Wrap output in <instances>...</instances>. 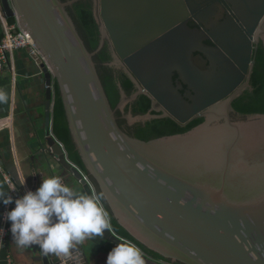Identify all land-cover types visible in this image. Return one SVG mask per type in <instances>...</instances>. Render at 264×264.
<instances>
[{
  "label": "water",
  "instance_id": "obj_1",
  "mask_svg": "<svg viewBox=\"0 0 264 264\" xmlns=\"http://www.w3.org/2000/svg\"><path fill=\"white\" fill-rule=\"evenodd\" d=\"M77 1L1 0L3 11L15 16L45 62V139L39 146L44 176L58 175L73 190L78 185L93 196L49 133L55 83L83 165L80 169L109 211L101 202L109 226L102 238L109 246L129 240L169 264H264V114L231 119V103L242 88L232 92L225 90L224 80H210L204 57L214 58L213 50L202 46L205 33L182 22L178 0H100V38L93 52H88L65 10ZM227 1L248 38L231 23L238 41L230 44L222 29L209 32L213 41L233 55L243 49L250 55L252 44L259 42L264 49V33L259 35L264 0ZM105 41L136 88L127 97L119 86L114 110L92 61ZM195 51L198 55L191 64ZM175 72L180 85L192 89L191 104L175 87ZM140 95L150 100V111L162 114H127L123 119L128 125L165 117L180 125L192 113L202 122L183 133L148 141L129 137L114 112L123 111ZM157 104L165 110L156 109ZM11 171L16 194L24 187L33 191L39 187L36 178L22 182L15 165ZM111 220L129 238L116 233ZM85 242L77 246L72 260L45 256L38 245L18 246V264H90ZM4 247L9 253L6 241ZM143 258L145 264H160Z\"/></svg>",
  "mask_w": 264,
  "mask_h": 264
},
{
  "label": "crops",
  "instance_id": "obj_2",
  "mask_svg": "<svg viewBox=\"0 0 264 264\" xmlns=\"http://www.w3.org/2000/svg\"><path fill=\"white\" fill-rule=\"evenodd\" d=\"M4 26H16V19L3 11L0 0V36ZM5 66L6 69L0 76V96L4 97L0 99V120L6 119L9 126L0 130V192L8 194L4 174L10 177L13 165L22 182L36 178L39 186L42 177L46 178L39 165V146L45 139V81L42 72L44 64H36L24 51H13L8 55ZM76 191L83 192L78 185ZM6 207L0 203V218ZM9 207L7 211L14 204ZM5 224L10 226L7 219ZM5 241L9 253L4 247L5 242H0V264H18V245L13 240L12 233H8ZM85 241L87 250L91 252L90 264H106L107 255L113 247L99 236Z\"/></svg>",
  "mask_w": 264,
  "mask_h": 264
},
{
  "label": "clouds",
  "instance_id": "obj_3",
  "mask_svg": "<svg viewBox=\"0 0 264 264\" xmlns=\"http://www.w3.org/2000/svg\"><path fill=\"white\" fill-rule=\"evenodd\" d=\"M0 203H14L6 219L15 243L23 248L38 245L45 256L72 260L85 239L103 237L104 229H109L98 198L73 190L58 175L42 177L35 191L28 190L22 196L0 192ZM106 264H145V260L138 247L118 243L108 253Z\"/></svg>",
  "mask_w": 264,
  "mask_h": 264
},
{
  "label": "trees",
  "instance_id": "obj_4",
  "mask_svg": "<svg viewBox=\"0 0 264 264\" xmlns=\"http://www.w3.org/2000/svg\"><path fill=\"white\" fill-rule=\"evenodd\" d=\"M65 2L67 0H59ZM67 14L71 18L78 35L83 41L88 52H93L99 42L98 25L95 22L92 11V0H79L74 4L65 8ZM261 45V42H259ZM262 46V45H261ZM112 60L111 53L108 45L105 41L102 49L92 57V61L95 65V69L105 95L108 99L110 107L114 110L117 103L120 100L119 86L121 90L129 97L133 93V83L127 78L120 70H116L113 66H110ZM264 49L259 47L256 58V65L253 74L254 84V99L248 102H242L241 98H236L233 102V109L236 114L240 115V119L244 120L246 117L254 114H264ZM150 100L144 96H138L134 101L127 104L123 109L115 110L114 115L119 128L129 137L136 138L142 141H148L150 139L183 133L189 130L200 122H193L191 126L186 129H181L174 122L168 118L152 119L145 123H134L128 125L123 119V114L130 112L132 116L144 115L149 111ZM232 120L234 115H230ZM52 133L56 139L61 142L65 148L68 159L76 164L79 168L83 169L80 157L75 150V146L72 142L66 118L64 115L62 101L60 99L57 87L54 83V99L52 107ZM101 202L103 201L98 190H96ZM105 209L109 213L104 202H102ZM111 226L121 237L129 238L127 233L120 228L115 221L111 220Z\"/></svg>",
  "mask_w": 264,
  "mask_h": 264
},
{
  "label": "flooded vegetation",
  "instance_id": "obj_5",
  "mask_svg": "<svg viewBox=\"0 0 264 264\" xmlns=\"http://www.w3.org/2000/svg\"><path fill=\"white\" fill-rule=\"evenodd\" d=\"M178 1L180 2L178 3L180 10L179 16H182V22H184L186 26L189 27L191 30H196L205 33L206 38L202 41V46L211 48L213 50L212 55L214 58L209 59L204 57V59L206 60V68L210 75L209 76L210 80H214V79L218 80L219 78L220 80H224L227 83L225 90L230 89L232 92L242 88V93L238 97V99L239 98L242 99V102H248L254 99L255 95H254L253 74L256 65L257 52L259 47L262 46L259 43L257 45L252 44L250 55H247L248 52L245 49L242 50V53L241 52L239 53L238 51H234V53H236L237 55H233L232 54L233 51H229V53L226 52L220 46V44H217L216 41H213V39L209 35V32L211 31H220L222 29L223 32H225L226 35L230 37L228 42L232 44L233 42L238 41L237 29L234 30L232 24L234 25L235 28H238L240 32H242L244 35H247L244 26L239 21H237V18L232 11V5L227 0H178ZM92 11L95 22L98 25V32L100 37L99 27L102 23L100 0H92ZM260 21H262V25L260 26L259 35H262L264 33V14H262ZM258 25H256V27L254 28L253 34H255V32L257 31ZM106 43L110 51V44L108 41H106ZM149 45L150 43H147L146 45H144V47H148ZM197 47H201V46L197 45ZM229 47L230 48L232 47V49L234 50L233 45H230ZM197 55H198L197 51L193 52V59L190 60L191 64L195 63L194 58ZM110 64H112L116 70H120L128 78V76L124 73L123 66L116 64L113 58ZM263 69H264V64H263ZM172 79L174 81L175 87H177L179 91L182 93L183 99L187 103L191 104V98L194 96L192 89L188 88V86L184 85L183 83L180 85V79L176 72L173 74ZM135 92H136V88L135 85H133L132 94H134ZM235 100L233 102H235ZM233 102L231 103L232 110L230 112V115L231 114L234 115L233 118L236 119L234 121L241 120L239 114L233 113L235 112L233 109ZM154 107L158 110L159 109L165 110V108L161 104H157ZM151 108L152 107L150 102V108L148 112H150L152 115L162 114L161 112L154 113L150 111ZM127 114H130V112H128ZM127 114H123L122 116ZM196 115L197 113H192L190 118L186 122L180 123L181 126L177 124L175 121L171 119L170 120L174 122L181 129H186L189 126H191L193 122H197L199 120L200 122H202V119L196 118Z\"/></svg>",
  "mask_w": 264,
  "mask_h": 264
},
{
  "label": "built area",
  "instance_id": "obj_6",
  "mask_svg": "<svg viewBox=\"0 0 264 264\" xmlns=\"http://www.w3.org/2000/svg\"><path fill=\"white\" fill-rule=\"evenodd\" d=\"M17 50H21V51L26 52V54L29 55L36 62V64H45L43 56L38 51V49L35 47L30 35L27 32L21 30L18 27V24L16 22V26H4L2 35L0 36V76L4 73V70L6 69L5 65H6V62L8 59V55H10L13 51H17ZM53 99H54V87L52 84L51 85L49 133L54 138V140L57 142V144L59 145L61 150L63 151V154L65 156V160L73 168H75L81 174L82 179L85 180L89 184V186L92 190L93 197H97L90 178L77 165H74L70 161H68L63 144L61 142H59L52 133ZM6 126H9V124L6 122V119L0 120V130L5 128ZM0 171H1V169H0ZM4 179H5V183L7 185L8 194L12 195L13 197L22 196L23 192L25 193L26 191H28V189L24 187L22 193L16 194V191H15V188L13 185V181L11 180V178L4 174ZM98 200H99L101 207H103L101 200L99 198H98ZM9 206H7V207H9ZM7 207H6V210L4 211V213L2 214V216L0 218V222H1L0 242L1 243L5 242V239L8 235L9 229H10V226L5 224L6 223ZM122 240H124L126 243H131L134 246L138 247L137 244H135L134 242H131V241L125 240V239H122ZM140 251H141L142 256L147 258V259L154 260L160 264H169L165 261L153 259L150 255L144 253L141 249H140Z\"/></svg>",
  "mask_w": 264,
  "mask_h": 264
}]
</instances>
